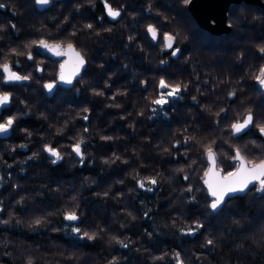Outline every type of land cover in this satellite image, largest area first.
Segmentation results:
<instances>
[{"label": "trees", "instance_id": "obj_1", "mask_svg": "<svg viewBox=\"0 0 264 264\" xmlns=\"http://www.w3.org/2000/svg\"><path fill=\"white\" fill-rule=\"evenodd\" d=\"M262 2L264 5V0ZM151 12L161 15L159 19L146 15V24L159 21L166 30L181 34L184 43L179 59L165 57L169 59V65H159L161 54L150 46L148 39L142 45V56L130 45V52L118 47L112 58L109 50L112 41L95 35L81 36V50L86 53L91 73L85 77V83L77 85L81 91L77 93L73 88L59 90L50 97L39 93L23 98L27 102L25 108L30 112V121L27 124L16 121L15 132L21 128L32 133L29 139L24 140L31 151L18 147L20 138L17 136L7 141L10 143L7 145L0 141V156L14 164L11 178L7 176L9 169L0 167V175L4 177L0 199L6 207L3 218L8 219L9 212L12 213L11 224L6 226L8 231L0 232V240L4 241L0 244V264H27L29 258L32 264H108L113 257L119 264H168L172 253L177 251L182 254L184 264H264V198L261 194L253 191L242 200L230 201L224 211L213 218L202 200L198 207L182 202L183 174L175 173L173 169L179 167L183 160L176 164L166 163L173 157L161 154L155 148L157 144L167 147L185 120L197 119L202 114L210 121L211 113H201L199 108L189 112L187 105L192 102L188 96L187 101L178 102L179 112L171 113L169 110L168 118L158 116L149 120L147 113L143 118L135 114L127 116L128 112L136 113L145 107L148 101L144 98L151 96L156 80L165 74L173 82L192 80L190 91L196 94L195 89L200 87L205 97L198 96V99L210 107L230 103L225 99L227 92L239 87L242 91L238 95L244 105H239V101L232 105L230 118L238 107L245 110L250 107L260 113L264 109V96L252 74L264 63L258 59L261 55L258 48L264 46V6L230 5L227 22L232 25L231 30L219 39L207 34V41L182 4H157ZM164 16L170 21L164 22ZM35 38L43 37H32ZM101 64L103 68L99 67ZM161 67L166 72H160ZM197 75L199 84L194 81ZM142 80L151 81L146 92L142 89ZM105 81L111 86L110 90L104 87ZM204 81H208L207 87H204ZM218 81L230 83L217 87ZM235 81H240V84L236 85ZM91 85L97 86L98 91L103 90L105 96H94ZM118 92L126 95H118L115 102L107 98ZM115 103H121L122 107H109ZM85 107L90 109L88 113L82 112ZM81 115H88L91 123L87 153L92 158L84 165L67 155L59 165H52L44 159V154L27 165H16L15 162L27 159L32 152L42 148L41 140L52 144L58 140L62 144L70 143L56 135V128L67 123L69 129H74L73 135L81 133L82 127L89 123L82 121ZM122 115L126 119H120ZM171 115H175L180 123H175ZM130 124H135V128ZM200 131L207 136L214 134L211 129L206 131L202 127ZM100 135L112 136L113 140L102 141ZM249 139L251 137H245L237 143L243 144ZM245 151L253 159L262 155L261 149L251 144ZM113 153L120 155L122 160L127 159L129 165L119 161L111 163ZM104 160L109 163L105 164ZM141 164L144 169L139 167ZM21 167H24L23 172ZM136 171H140L142 177L159 171L163 177L158 178L160 184L154 192H130L129 188L134 184L132 175ZM169 177L176 178L170 180ZM118 180H124L125 184H118ZM9 184L19 185V188L8 187ZM120 190L123 191L122 196L119 195ZM106 191L109 192L108 197L103 195ZM73 195L80 205L78 211L84 214L82 218L86 217L82 229L91 225V230H95L94 226L100 225L105 228L102 236L88 241L54 231L63 227L62 218L58 216L48 217L51 223L38 229L30 226L35 218L58 208L64 209ZM197 196L199 199V194ZM21 197H24L23 205H18L16 201ZM142 202L152 209L150 219L142 217L146 210ZM21 207L26 210L20 211ZM128 213L136 219L133 220ZM178 216L180 222L173 227L172 220ZM189 216L204 223L202 235L178 236L177 229L190 223ZM17 220L21 223L17 224ZM122 224L125 227H121ZM145 229L152 231L151 238L145 235ZM113 236L119 239L129 237L132 243L128 249L121 248L112 241ZM208 238L215 239V246L201 247ZM165 253L168 255L163 260L153 259Z\"/></svg>", "mask_w": 264, "mask_h": 264}, {"label": "snow or ice", "instance_id": "obj_2", "mask_svg": "<svg viewBox=\"0 0 264 264\" xmlns=\"http://www.w3.org/2000/svg\"><path fill=\"white\" fill-rule=\"evenodd\" d=\"M35 6H44L50 10L55 6L57 0H32ZM91 8L95 9L98 4L103 6L102 14L100 17L93 16V20L104 21L110 19L114 23H119L122 19V14L125 11L123 7L114 6L111 0H87ZM180 4L184 6L186 11H191V5L194 0H178ZM239 2V0H237ZM7 5L0 2V9H6ZM152 6L146 9L151 15ZM77 13L80 8L77 6ZM157 15H161L159 12ZM164 22H169L170 18L167 16L163 17ZM67 21V17H65ZM210 23L214 26L216 21L210 20ZM12 30H15L17 34V40L21 39L19 29L15 23L9 22ZM232 25L229 24V27ZM93 23H85L83 28H78L76 25L72 26V30L68 31V28H60L58 25V35L49 32L46 37L35 38L25 42L23 45H17L16 47L5 48L0 45V85H12L22 86L23 82L30 81L34 78V73H41V76L36 78V82L40 83L44 80L43 73L46 70V66L43 60H37L42 52L51 53L52 56L57 57L54 64L58 65V69H54L50 74L51 79L47 82H43L42 88L48 93H52L61 84L68 86V90L75 88L76 92L79 93L81 89L77 85L85 81V77L90 75L89 61L86 57V53L82 50H78L80 45L81 36H100V32L94 31ZM5 29L4 24H0V32ZM107 32H111L112 28L104 29ZM66 33V35H65ZM150 37V46L153 49L159 48L160 59L159 65L168 66L169 58L179 59L183 54V49L179 46L183 43L181 34L174 30H166L159 21L148 23L144 29V39ZM2 39V37H0ZM135 37L129 36V42H132ZM184 39H187L184 37ZM129 45H125L128 47ZM143 51V49H141ZM258 51L260 57L258 59L264 61V46H259ZM13 57H23V63L21 59H12ZM30 62V63H29ZM32 69L28 74H21V70L25 67ZM99 67L103 68L101 64ZM127 67V65L125 66ZM15 69V70H14ZM160 72H166L164 67H161ZM155 79V78H154ZM252 79L258 86V90L264 91V63L260 64L259 67L254 69ZM195 83H200V77L197 75L194 78ZM192 80L189 82L175 81L173 82L170 77L160 75L153 86V93L150 97L144 99L148 101L145 107L136 113L128 112L127 116L131 117L134 114L143 118L146 116L147 119L154 120L155 117L163 116L168 118L171 113H177L180 111L178 102L187 101V97H191V104H188L189 112L199 108L201 113L209 112L212 115V119L207 121L206 118L200 114L197 119L185 120L184 126L179 128L178 132L173 135V138L168 142L167 147H163V144L155 145V148L161 154H167L173 159L166 161V163L176 164L182 159L183 163L179 167L173 169V172L180 173L182 175L183 184L181 200L186 202L189 206L198 207L200 201L204 203V207L209 213L215 218L224 211L225 206L233 200H242L250 192L261 194V198H264V109L260 113H257L252 108L238 107L237 112L231 116L233 108L232 105L237 104L244 105V101L239 92L242 91L239 87H234L228 91L225 99L230 103L223 105L217 104L215 107H210L208 104L201 102L199 97H205L204 91L197 87L195 89L196 94H192L190 86ZM143 91H147L151 84V81L142 80L140 81ZM230 81H218L217 87L220 84L227 85ZM208 81H204V87H207ZM236 85L240 84V81H235ZM92 93L94 96H105L103 90H97V86L91 85ZM104 87L109 89L111 86L105 81ZM213 94H216L213 92ZM118 95H126V93L118 92L117 95L107 97L112 101L117 100ZM11 93L8 91H0V134L6 135L10 130L14 129L16 121L20 118L19 116L8 115L3 118L4 111H10L8 105L10 104ZM23 102V101H22ZM115 106L116 108L122 107L121 103H115L109 105V107ZM218 108V110H216ZM90 109L88 107L83 108V113H88ZM28 115V113H23ZM43 115V114H42ZM47 118V117H45ZM82 121H88L89 123L82 127V132L77 135H73L74 129H69V125L65 123L63 127L56 128V135L63 139L70 141L68 144H62L60 140L56 144L45 143L43 140L40 141L42 148L31 155L27 156V159L19 162H15L17 166L27 165L29 161L37 160L42 154L44 159L50 162L52 165H59L64 156H70L73 161L84 165L87 160L92 157L87 153V140L90 138V117L88 115H81ZM120 119H126L125 116H121ZM171 119L175 123H180L175 115H171ZM135 128V124L129 125ZM170 127V125H169ZM204 128L206 131L211 129L214 133L211 136H207L200 131ZM67 130V131H66ZM21 131L27 134V137H31L32 133L27 129H21ZM85 134H88L87 136ZM245 137H251L246 143L239 144L238 141H243ZM102 141H112L113 137L109 135H100ZM30 142V141H29ZM251 144L254 147L261 149L260 158H250L246 154L248 145ZM59 145V146H57ZM23 149H28V142L18 145ZM15 152V149L12 150ZM121 162L125 165H129L127 159L121 158L120 155L113 153L111 163L116 164ZM105 164L109 163L108 160L103 161ZM0 167H6L9 169L7 176L11 178L12 170L14 168L13 163H9L4 160L3 156H0ZM141 169H144V165H139ZM21 172L24 171V167L20 168ZM163 173L155 171L152 175L142 177L140 171H136L132 175L134 184L129 188L130 192H136L137 190H143L145 192H154L156 187L160 184V179ZM176 177H169V179H175ZM4 183V177L0 175V186ZM118 184H125L124 180H118ZM8 187L19 188V185H11ZM7 190V189H5ZM74 192L75 189L73 188ZM197 194H199V199ZM105 197L109 196V192H104ZM119 195H123V191H119ZM24 197L16 201L18 205H23ZM142 207L146 210L143 211L142 217L145 219L151 218L152 209L147 208L142 202ZM80 205L77 201L76 196H71L67 206L64 209H56L54 212H48L46 215L35 218L30 226L39 228L41 225L49 224L51 221L48 219L50 216H58L62 218L63 227L55 228L57 232H70L74 238L81 240L94 241L98 237L105 233V228L100 225H95L94 229L91 230L92 226H86L82 229V225H85L86 217L83 213L79 212ZM25 211L23 207L19 209ZM6 207L3 199H0V232L8 231L6 226H9L12 221V213L9 212V218L4 219V213ZM132 215V213H128ZM132 219L135 220L136 216L132 215ZM190 223L183 224L177 230L182 236H198L203 234L205 229L204 223L198 218L188 217ZM180 222V217L173 218L172 226ZM17 224L21 221L17 220ZM125 227V225H121ZM145 235L149 238L153 235L152 231L145 229ZM112 241L120 246L121 248L128 249L132 243L131 238L125 237V239H119L115 236L112 237ZM4 241L0 240V244ZM215 239L208 238L201 247H214ZM139 251V249H137ZM10 255V253H5ZM168 254L165 253L162 256H154V260H163ZM70 260L71 257H68ZM27 264H32L31 258L27 260ZM108 264H119L116 257H113L108 261ZM168 264H184L182 254L180 252L172 253V260L168 261Z\"/></svg>", "mask_w": 264, "mask_h": 264}, {"label": "flooded vegetation", "instance_id": "obj_3", "mask_svg": "<svg viewBox=\"0 0 264 264\" xmlns=\"http://www.w3.org/2000/svg\"><path fill=\"white\" fill-rule=\"evenodd\" d=\"M175 1L178 0H111L114 6L123 7L125 11L122 14V19H120L119 23H114L110 19H105L104 21L93 20V16L100 17L102 14L103 6L98 4L95 9L91 8L90 4L87 0H57L55 6L52 7L50 10L44 6H35L32 0H0L7 5L6 9H0V24L5 25V29L3 32H0V45H3L7 48L5 43L11 42V47H16L18 44L23 45L25 42L32 39V37H46L49 32L58 35V25L60 28H68V31L72 30V26L76 25L78 28H83L85 23H93L94 24V31L100 32V36L109 39L112 41V46L110 47V51L112 52V58L114 57L115 52L117 51L118 47L122 48L125 52L129 51V46L138 50V53L142 56L143 49L142 45L144 43V29L146 26L145 18L146 15L150 16L149 13L146 11L149 5H166V4H173ZM246 4L244 2H240ZM238 3V4H240ZM248 5V4H246ZM250 5V4H249ZM79 6L80 11L77 13L76 8ZM39 15L42 16L44 19V26L42 28L44 31H48L47 33L40 29L38 23ZM189 16L192 18L191 14ZM65 17H67V21H65ZM152 18L159 19V15L152 14ZM194 24L200 28L197 23L192 18ZM85 21V22H84ZM11 23H15L17 29H19L21 39L17 40V34L15 30H12L10 27ZM35 22V23H34ZM228 23V22H227ZM33 25H35L33 27ZM229 25V24H228ZM112 28L111 32H107L104 29ZM35 28V29H33ZM231 28V27H230ZM201 29V28H200ZM203 37L206 38L207 41V34L222 38L223 35H213L208 31L201 29ZM231 30V29H230ZM66 35V33H65ZM94 35V34H93ZM132 36L135 39L132 42H129L128 37ZM149 43L150 38H148ZM124 42V43H123ZM137 43V44H136ZM136 44V45H135ZM125 45H129L125 47ZM138 48H136V47ZM180 46V45H179ZM183 48V46H180ZM82 47L79 45L78 50H81ZM159 51V48L155 49ZM12 59H21L23 63V57H13ZM58 59V58H57ZM37 60H43L46 66V70L43 73L44 80L40 83L36 82V78L41 76V73H34V78L30 81L23 82L22 86H12V85H0V91H8L11 93V100L8 108L10 111H4L3 118H6L8 115L19 116L20 118L17 121H23V123H28L30 121L29 110L27 108H18L17 106H21L23 101V92L19 89L29 86L31 84H43V82H47L51 79V73L54 69H58V65L54 64L53 61L56 58L48 55L47 53L42 52V54L37 57ZM30 63V62H29ZM47 66H51L47 68ZM15 70V69H14ZM32 69L25 66L21 70V74H28L31 72ZM86 81V78H85ZM81 82V84L85 83ZM88 81V80H87ZM90 82V80H89ZM44 90V89H43ZM59 90H68V87L58 86L50 95H47L46 90L42 91L43 94L47 97L52 96L54 93H57ZM42 95V94H41ZM23 101V102H22ZM18 102L20 104H18ZM17 105V106H16ZM0 110H3L0 108ZM23 113H28V115H23ZM21 123V122H20ZM16 124L14 125V129L10 130L6 135L0 136V141L3 142L5 145L10 144L9 140L15 138L16 136L20 138L19 145L25 143L24 140L26 139V133L21 131L15 132ZM29 139V137H27Z\"/></svg>", "mask_w": 264, "mask_h": 264}, {"label": "water", "instance_id": "obj_4", "mask_svg": "<svg viewBox=\"0 0 264 264\" xmlns=\"http://www.w3.org/2000/svg\"><path fill=\"white\" fill-rule=\"evenodd\" d=\"M240 2L260 7L264 6L262 0H239V2H237V0H194L193 4L190 6L191 11L188 12L201 29L208 31L213 35H221L228 33L231 29L227 23V11L229 6ZM212 19L216 21L214 26L210 23V20ZM47 54L52 56L51 53ZM54 58L57 59V57ZM60 86L68 87L63 84ZM261 92L264 96V91ZM46 93L47 95L51 94L47 91ZM3 135L4 134H0V136Z\"/></svg>", "mask_w": 264, "mask_h": 264}, {"label": "rangeland", "instance_id": "obj_5", "mask_svg": "<svg viewBox=\"0 0 264 264\" xmlns=\"http://www.w3.org/2000/svg\"><path fill=\"white\" fill-rule=\"evenodd\" d=\"M175 2H178V1H175ZM178 4H180L179 2H178ZM162 4H160V6H161ZM152 6V9L154 8V5H151ZM38 20H40L38 23H36V24H39V26H40V29L42 30V31H44V29L42 28V26H44V19L42 18V16L41 15H39V17H38ZM35 25H33V27H34ZM33 29H35V28H33ZM44 32H46V31H44ZM48 32V31H47ZM46 32V33H47ZM145 40V39H144ZM183 41V43H184V40H182ZM183 43H180L179 45L180 46H183ZM6 45H7V48H10V46H11V42H8V43H5ZM51 66H47V68H50ZM19 90H21L22 92H23V98H25L26 96V99H28L29 97H32L31 95H34V96H37L39 93L40 94H42L43 92L42 91H44L43 90V88H42V84H31V85H29V86H26V87H23V88H21V89H19ZM43 95V94H42ZM45 96V95H44ZM18 104H20L19 102H18ZM26 104H27V102H23L22 104H21V106L19 107V106H17L18 108H25L26 107ZM147 193H149V192H147ZM68 234H71L70 232H67ZM72 235V234H71ZM178 236H181V234H180V232H178Z\"/></svg>", "mask_w": 264, "mask_h": 264}]
</instances>
